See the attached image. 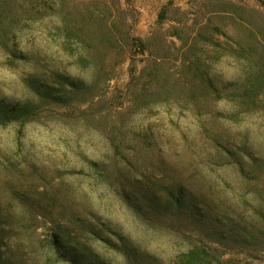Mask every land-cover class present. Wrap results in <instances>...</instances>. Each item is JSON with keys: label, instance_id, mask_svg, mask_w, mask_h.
Segmentation results:
<instances>
[{"label": "rangeland", "instance_id": "rangeland-1", "mask_svg": "<svg viewBox=\"0 0 264 264\" xmlns=\"http://www.w3.org/2000/svg\"><path fill=\"white\" fill-rule=\"evenodd\" d=\"M196 247L264 264V0H0V264Z\"/></svg>", "mask_w": 264, "mask_h": 264}, {"label": "trees", "instance_id": "trees-1", "mask_svg": "<svg viewBox=\"0 0 264 264\" xmlns=\"http://www.w3.org/2000/svg\"><path fill=\"white\" fill-rule=\"evenodd\" d=\"M24 113H26L25 107L20 110L18 108L13 107L8 112H6V115L15 116V115H23ZM206 257H207V251H205L202 248L196 247L183 256L182 262L183 264H198L200 262L202 264H213L210 261H208Z\"/></svg>", "mask_w": 264, "mask_h": 264}]
</instances>
